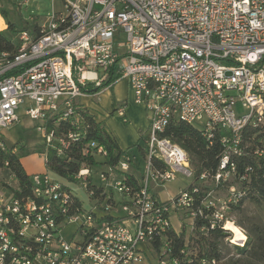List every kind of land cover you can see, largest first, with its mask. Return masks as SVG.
<instances>
[{
	"label": "built area",
	"instance_id": "2783aa9c",
	"mask_svg": "<svg viewBox=\"0 0 264 264\" xmlns=\"http://www.w3.org/2000/svg\"><path fill=\"white\" fill-rule=\"evenodd\" d=\"M13 1L23 6L30 0ZM59 1L61 8L42 21H25L14 51L0 52V264H191L186 248L175 253L174 238L184 234L187 242L195 231L208 235L219 226L234 244L228 224L235 221L228 212L245 195L232 183L236 158L248 154V129L264 132V0ZM0 17L5 20L1 11ZM110 78L108 87L127 79L135 101L149 112L139 188L131 192L126 182L136 160L128 153L98 173L99 196L89 188L94 173L87 166L75 183L32 174L31 196L18 195L21 187L3 154L19 148L9 146L3 133L19 120V107L30 102L25 114L43 121L38 129L45 145L62 154L81 134L56 138L45 128L47 116L61 110L65 118L74 115L73 101ZM239 103L243 113L236 111ZM116 112L128 122L125 102ZM173 119L203 121L211 144L222 131L215 173L195 177L188 153L164 136ZM93 147L106 154L94 142L84 152ZM253 154L264 159V138ZM251 171L246 168L239 182L249 181ZM176 174L191 183L160 199L154 186H165ZM74 186L86 191L89 207ZM76 197L83 200L80 207ZM69 223L76 227L74 237L79 234L67 241ZM239 228L243 247L247 235ZM198 264L221 261L203 257Z\"/></svg>",
	"mask_w": 264,
	"mask_h": 264
},
{
	"label": "trees",
	"instance_id": "16d2710c",
	"mask_svg": "<svg viewBox=\"0 0 264 264\" xmlns=\"http://www.w3.org/2000/svg\"><path fill=\"white\" fill-rule=\"evenodd\" d=\"M3 11L6 13V10ZM6 20L8 28L5 31H0V52H12L16 48V42L14 39H9L6 36V32L16 36L22 29L9 18L6 17ZM24 27H26L25 23ZM112 80L113 78H110L101 87L88 86L86 89L87 94L99 93L108 87V84ZM72 105L75 110L74 115L65 118L64 110H61L58 114L47 116L44 125L47 132L54 133L56 138L66 135L70 131L80 132L79 140L75 141L62 154L58 152L56 146H46L45 151H40L46 155V169L55 174L56 180L68 183H75L74 177L82 166L90 167L91 170L103 169L107 166L115 167L124 155L129 153V150L121 149L114 135L102 123L97 122L95 116L88 109L75 101H73ZM222 134V131L216 133L211 144L204 136L201 128H198L195 124H188L178 119H173L164 132V136L171 138L188 153L190 165L195 172L196 178L202 173L213 174L217 171L222 153L220 143ZM261 138H264V132L248 129L244 133V143L247 146L246 152L248 154L236 158L238 167L237 177L239 178L240 174L246 173V168L248 167L252 168V171L248 174L249 181L239 182L238 178H233L236 180L232 181V183L237 184L239 188L244 190L245 195L239 203L231 207L228 215L233 209L240 208L246 198L264 208V159L253 154ZM92 142L98 146H103L106 154L99 153L96 147L89 148L87 152H84L86 147ZM13 146L19 148L18 152L13 153L11 150H8L3 154V159L9 162V167L15 174L21 187V192H17V194L31 196L32 175L26 172L20 161L21 157L30 153L24 151L25 145L23 144H15ZM137 148L144 161L145 147L138 146ZM138 161L136 157L132 165V168L134 167L136 170L126 173V182L131 192L136 191L143 180V174L138 170ZM155 165L162 169V166L159 164ZM208 182L212 183L211 180H208ZM89 188L95 190L96 196H99L100 192H102L100 184L95 183L93 179L89 181ZM82 202L83 200L76 197L75 203L78 207L81 206ZM232 220L234 219L232 218ZM236 225L246 231L243 225L239 223ZM246 235L247 240L245 245L243 247L236 246L227 240L228 234L225 229L219 226L211 230L208 235L201 234L197 230L187 242H185L184 234H181L174 238L173 246L176 254L180 248H186L189 252V257L194 262L191 264H198V260L203 257L216 258L221 261V264H264V226H250L248 227V233L246 231ZM224 241L238 252V258H235V256L228 257L223 254L221 245Z\"/></svg>",
	"mask_w": 264,
	"mask_h": 264
},
{
	"label": "rangeland",
	"instance_id": "374dc122",
	"mask_svg": "<svg viewBox=\"0 0 264 264\" xmlns=\"http://www.w3.org/2000/svg\"><path fill=\"white\" fill-rule=\"evenodd\" d=\"M53 8H61V3L59 0H30L28 4H24L23 6H20L18 3H14L13 0H0V11L6 22L5 23L3 18L0 17V29H2V31H5L8 28L6 17L9 18L11 21L16 22L19 28H22L24 26L25 21L29 20L32 16L35 17L36 20L42 21L44 18H46L48 15L51 14ZM3 10H6V13H4ZM6 36L9 39H14L15 42L17 41L16 39L17 35L16 36L11 35L9 32H6ZM126 92L127 90H125V93ZM94 101L96 103L99 102L102 105H105L106 109H108L109 107V102H110L109 98L103 97L102 100L100 101L97 97L95 98ZM29 103H30L29 101H26L24 104H22L19 107L18 109L19 120L4 130L3 133L4 139L9 145L16 141L23 142V144H28L30 142V145L28 144L27 146H25V149L27 150L28 153L39 151L38 149L40 147L41 150L45 151L46 147L44 146L43 143V137L40 135V131L38 129V126L41 124V120H34L25 114V108L27 105H29ZM137 104L140 103L136 102L134 98L132 99L131 96V102L129 104L128 114L131 117V123L133 125H135L134 122H136L137 125L146 123L145 109ZM236 111L237 113L244 112V108L241 105V103H239L238 106L236 107ZM111 112L112 111L109 112V116L114 117L116 121L122 124L123 126L127 125V123H125L122 119H119L117 116L111 114ZM134 116L135 119L133 118ZM112 122L115 124V121L112 120ZM202 122L203 121H200L195 125L198 128L202 129L203 128ZM108 123H109L108 124L109 127L112 129L111 123L110 122ZM131 131H132L131 129L126 130V134L128 135L129 138L133 137L134 135L133 134L130 136ZM141 145L145 146V140H141ZM130 151L138 155L137 156L139 158L138 170L142 172L145 163L143 159L140 157L141 153H139L137 148H130ZM30 158L31 157H26L24 164L27 171L33 172L37 170V167H39L40 164L37 160L35 161L34 158L31 159ZM102 170H106V168L92 170L94 173L93 175L95 177V179H93L95 183H97L98 181V173H100ZM135 170L136 168L134 167L131 168L132 172H134ZM234 180L236 179H232V181ZM190 183L191 180H188L182 174H176L175 178L169 181L165 186H158V187L155 186V189L159 192L160 196L165 199L169 196V194L175 193L176 191H178L180 187H186ZM211 184H212L211 182H208L207 186H211ZM74 188H76L79 196L85 200V206L89 207L86 191L81 188H77V186H74ZM119 200L122 201V196H119ZM229 216L234 219L235 224L239 223L243 225L247 233H248V227L250 226H254V225L264 226V208L252 202L249 198L244 199L241 207L238 209L237 208L233 209L230 212ZM235 224L231 223L232 226L231 230H233L235 234L234 245L238 246L239 244L244 243L245 234L241 231L239 226H236ZM75 232H76V227H74V224L69 223L65 226L63 230V237L65 238V240L70 241L78 236L79 233L77 234L76 237H74ZM221 246L224 255H227L228 257L235 256V258L239 257L238 252L231 246L227 245L226 241H224V243Z\"/></svg>",
	"mask_w": 264,
	"mask_h": 264
},
{
	"label": "crops",
	"instance_id": "0c3cea01",
	"mask_svg": "<svg viewBox=\"0 0 264 264\" xmlns=\"http://www.w3.org/2000/svg\"><path fill=\"white\" fill-rule=\"evenodd\" d=\"M125 90H127L126 93H125ZM131 96L133 99L134 98L133 92L130 88L129 82L127 79L122 78V79L118 80L117 82H115L112 86L104 88L99 93L88 94V95L79 97L75 100V102L81 104L83 107L88 109L89 112L95 116L97 122L102 123L114 135V137L116 138V140H117V142H118V144L122 150H129V153L133 154L134 152H131L130 148H137L138 146H142L141 140H145V146H143V147H146V136H147V130L149 127V112H148V109L143 104L142 105L137 104V105L142 106L145 109L146 123L137 125V123L134 122L135 125H133L131 123V117L128 114L129 104L131 102ZM97 97L100 101L102 100L103 97L109 98L110 102H109L108 109H106L105 105H102L99 102L96 103L94 101L95 98H97ZM122 102L126 103V114H127V118H128V122H127L126 126H123L122 124L118 123L114 117L109 116V112L112 111L111 114L118 117L116 109H117L118 105L121 104ZM133 118L135 119V116ZM119 119H121V118H119ZM112 120L115 121V124L112 122ZM108 122L111 123L112 129L109 127ZM41 125H43V121H41V124L39 126H41ZM127 129L132 130L130 133V136L134 134L133 137H130V138L128 137V135L126 134ZM40 135L42 136L41 133H40ZM43 143H44V146L46 147L44 138H43ZM15 144H23V142L16 141V142L11 143L10 145L8 144V145L13 146ZM28 144L30 145V142ZM28 144H23V145L27 146ZM25 146H24V151L27 152V150L25 149ZM38 150L39 151L31 152L30 154L21 157L20 161L23 164L26 172L30 175L36 174V173H40V174L48 173L52 176V178L56 179L55 174L49 172L46 169V155L44 154V152H40L41 147ZM144 150H145V148H144ZM139 153H140V151H139ZM134 155L136 157L138 156L135 153H134ZM26 157L34 158L35 161L37 160L39 162L40 166L37 167V170H35L33 172L27 171L25 164H24ZM138 160H139V158H138ZM105 168L106 167H104V169ZM94 179H95V177H94ZM65 183H68V182L65 181ZM97 184H100V182L97 181ZM156 187H158V186H156ZM182 188H184V187H180L178 189V191H176L173 194L172 193L169 194V196L164 199L160 196L159 192L155 189V186H154V190H155L156 195L162 200H167L170 196L177 194ZM179 217L175 216L173 219V224H174V227L176 228L177 231L181 230V222H180Z\"/></svg>",
	"mask_w": 264,
	"mask_h": 264
},
{
	"label": "bare ground",
	"instance_id": "6f19581e",
	"mask_svg": "<svg viewBox=\"0 0 264 264\" xmlns=\"http://www.w3.org/2000/svg\"><path fill=\"white\" fill-rule=\"evenodd\" d=\"M228 228H229V229H231V228H232V226H231V223H229V224H228Z\"/></svg>",
	"mask_w": 264,
	"mask_h": 264
}]
</instances>
